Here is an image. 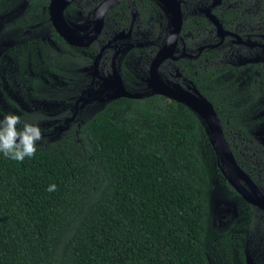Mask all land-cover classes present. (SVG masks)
Instances as JSON below:
<instances>
[{"label": "trees", "instance_id": "trees-1", "mask_svg": "<svg viewBox=\"0 0 264 264\" xmlns=\"http://www.w3.org/2000/svg\"><path fill=\"white\" fill-rule=\"evenodd\" d=\"M34 12L43 17L41 8ZM236 12L212 11L225 29ZM198 21L200 29L211 26ZM188 28L183 23L180 30ZM183 67L211 103L230 151L253 146L248 118L258 99L264 107V67L245 66L249 79L241 89L243 67L222 64L195 74ZM24 115L30 123L46 118ZM216 164L203 125L184 104L160 94L110 99L38 144L31 159L0 153V264H209L213 172L221 179ZM52 183L57 190L48 192Z\"/></svg>", "mask_w": 264, "mask_h": 264}, {"label": "flooded vegetation", "instance_id": "flooded-vegetation-1", "mask_svg": "<svg viewBox=\"0 0 264 264\" xmlns=\"http://www.w3.org/2000/svg\"><path fill=\"white\" fill-rule=\"evenodd\" d=\"M51 1L42 0L37 6L29 3V0H0V31L2 34L14 33L13 38L4 39L2 36L0 39V68H3L5 61H11V59L18 62L17 65L21 70L26 69L32 62L33 66L44 67L52 77L59 78L58 81L61 82V87L58 86L57 94L50 98L37 97L34 96L33 92L39 86H42V80L38 76H29L25 71V77L31 87V97H34L33 105L42 110L44 109L46 112L63 106V100L75 97L74 103L69 108L64 107L56 115L63 118L62 121L64 122L63 127L58 128L61 132L55 137L58 138L70 127L73 121L78 120L79 113L87 110L91 115L106 101L110 100L109 96L117 92L120 86L128 92L137 93L146 92L149 89L147 81L149 79V66L157 51L166 41L172 19L170 9L174 11V8H164L161 0H117L105 7L102 6L103 0H68L65 3L66 5L64 4L61 8V20L64 27H67V34L70 36L66 40L59 35L52 24ZM210 1L201 0L202 4L203 2L206 4L200 8H192L191 5V8L187 11L184 8H179L181 25L184 23L189 26L188 30L185 32L180 30L179 34L182 36L189 35L190 40L186 41V38L178 36L171 53L160 59L156 65L157 77L163 84L171 87L178 85L183 88L189 86L197 90L185 72L183 65H188L189 72L192 74H195L197 69L205 68L207 70L222 64L243 67L241 72L245 71L246 73L248 67L245 66L248 64H257L260 68L264 67V0H257L255 8H248L256 15L255 21L258 20L262 23V27L260 25L253 33L234 32L232 28L236 25L238 13L236 12L234 22L230 24L229 29H225L221 21L216 18L225 30L233 32V35L227 33L222 36L216 34L214 26L205 16L203 7L208 5ZM231 1L222 2L220 0L210 8V12L212 13L214 9L223 11L227 7L237 11L236 8L230 5ZM6 2H8L7 5ZM157 3L162 5L163 8H160ZM118 4L119 6L116 7ZM58 7V4H55V8H52V10H58ZM103 7L104 9L101 10ZM35 8H41L43 17L37 19L34 12ZM162 9L167 11V18H164ZM182 10H184V13H182ZM26 13L28 14L27 17H25ZM200 17L207 20L211 26H205L206 36H203L202 43L197 45L194 37L200 36L197 31V29L200 30L197 26ZM244 18L246 19V17ZM73 24H76L74 28ZM41 25H46V27H39L43 33L38 38L35 29ZM70 25L71 27H69ZM78 26H80V29H78ZM212 32H215L214 38ZM188 42L191 43L187 44ZM224 42H227L225 44L230 43V45L232 43L237 44L241 54H244V58L239 61L238 59L234 60L232 63L222 61L221 64H212L219 56L218 47H221ZM215 49L218 50V53L212 57V52ZM203 51L206 54L199 61V56ZM197 62L199 65H197ZM262 73H264V68ZM0 77L4 78L2 75ZM33 79H37L40 84L33 83ZM3 87L7 95L13 99V101L7 99L8 103L20 105L19 91L12 94L9 87L6 88L4 85ZM50 89L54 91V88ZM50 89L49 91H51ZM257 102V108H264L260 107L262 105L259 99ZM24 114L35 117L42 115L46 117L45 119H48L46 114H40L31 109L28 112H20L21 116L26 117ZM80 121L78 120V122ZM253 140L255 144L252 147L255 148L258 143L254 138ZM249 145L251 146V144ZM258 149H261L260 145ZM231 153L243 174L242 178L237 177L242 188L248 192L256 189L264 197V191L260 189V184H264V180H262L264 179V164L261 166L263 171H257L250 164L244 165L246 164L243 158L245 155H242L241 150L238 149L237 153H234L235 155L233 152ZM258 155L259 157L255 158V162L264 163V150H261V152L259 150ZM217 169L219 170L218 165ZM220 175L221 181H226L227 185L223 181L222 184L229 198L241 200L244 205H249L246 206L247 209L253 207L261 212H253V216L256 218L254 221V249L257 251V255L253 259L243 252V259L245 264H247L246 258L252 264H264V207L247 203L222 176L221 172ZM231 188L236 194L231 193ZM246 244H248V241L244 243V246Z\"/></svg>", "mask_w": 264, "mask_h": 264}, {"label": "rangeland", "instance_id": "rangeland-1", "mask_svg": "<svg viewBox=\"0 0 264 264\" xmlns=\"http://www.w3.org/2000/svg\"><path fill=\"white\" fill-rule=\"evenodd\" d=\"M181 5L180 8H184L185 11L189 8H200L202 5L206 4L201 2V0H180ZM257 3V0H232L230 5L233 8H236L237 10V16H236V25L234 26L233 31L234 32H246V33H253L254 30H256L260 25L262 27V23L255 21V14L249 10L248 8H255V4ZM160 8H163L162 5L157 3ZM183 4V5H182ZM182 6V7H181ZM196 6V7H195ZM165 8V7H164ZM164 11V18H167L168 14L167 11L162 9ZM182 13H184V10H182ZM244 17H246L247 21ZM249 18V19H248ZM76 26V24H73V28ZM39 27H46L44 26H38L35 31L37 32L38 38L40 35H42L43 32H41ZM71 27V25L69 26ZM264 27V26H263ZM78 29H80V26H78ZM197 29L199 33V37H194V40L196 39V44L202 43L203 36H206L207 30ZM27 35V34H26ZM213 38L215 36V32H212ZM10 39L14 37V33L8 32L5 34H2L0 31V39ZM181 38H186V41L190 40L189 35H180ZM16 37V33H15ZM16 40V38H15ZM193 40V42H194ZM14 42V41H13ZM191 42H188L189 44ZM227 42H224L221 47H218L219 50V56L212 64H221V62H229L232 63V61L240 59H243L244 54H241L239 51V46L237 44L230 45L225 44ZM188 47V45H187ZM188 50V49H187ZM18 62H15L14 59H11V61H5L3 64V68H0V75H2L4 78L0 77V118H2L3 114L8 112H16L20 114V112H28V110H34L37 113H44L46 114L48 119H45L41 122H38L37 124L39 127L43 130L45 140L40 142H48L50 140L56 139L55 137L58 136V133H61L58 128L60 129L63 127L64 122L62 121L63 118H60L56 116L61 110L64 109V107L71 106L74 103V98L72 97L68 100H63V106L56 107L55 109L51 110L50 112H46L44 109L37 108L35 105H33V98L30 94L31 87L29 86V81L26 79V74L29 76H38L42 80V86H39V88L33 92V93H43L48 98L53 96L54 94H57L56 90L58 89V86L61 87V82L58 81L59 78L52 77L44 67H40L38 65L33 66L32 62L29 64L26 69L21 70L18 65ZM34 67V68H33ZM3 69V70H2ZM33 74V75H30ZM248 74L243 71L241 72L236 80H237V87L239 89L243 88L245 84L248 82ZM58 84V85H57ZM4 86L9 87L12 94H15L16 91H19V99H21L20 105H11L8 103V100H12L9 95L5 92V89H3ZM50 88H54V91H52ZM49 89L51 91H49ZM60 92V91H58ZM64 94V93H63ZM76 96V93H75ZM18 97V96H17ZM5 101V102H3ZM36 107V108H35ZM51 113V114H49ZM54 114V115H52ZM81 114V115H80ZM90 112L87 110H84L83 112L79 113V116H77L78 120H81L87 116H89ZM55 118H58L57 120H54ZM76 120L73 121L70 125L73 123L78 122ZM249 121H252L253 128L250 131L251 135L255 139V141L258 143V146L260 145L261 149H258V146L252 147L249 144L244 145L241 147V151L243 152L242 155H245L244 161H246V164L244 165H252L254 166V169L261 170V166L264 163L255 162V158H258L259 150H264V108H254L252 109L249 117ZM38 143V144H40ZM252 147V148H251ZM249 153L247 154V152ZM249 155V157H248ZM263 160V157H262ZM243 161V159H242ZM213 176L211 177L212 187L210 190L209 195V231L210 236L212 238V242L209 244L208 249V263L209 264H245V261L243 259V252L245 255H247L249 258H253L257 255V251L254 249V221L255 217L253 214L256 212H260V210H257L256 208L251 207L250 209H247L244 206L243 201L241 200H235L232 198H229L225 193V187H223L221 179L218 177V175L213 172ZM262 179V178H261ZM264 180V179H262ZM260 189L264 191V184H260ZM254 212V213H253ZM261 213V212H260ZM253 229V230H252ZM246 240V241H245ZM248 241V244L244 246V243Z\"/></svg>", "mask_w": 264, "mask_h": 264}, {"label": "water", "instance_id": "water-1", "mask_svg": "<svg viewBox=\"0 0 264 264\" xmlns=\"http://www.w3.org/2000/svg\"><path fill=\"white\" fill-rule=\"evenodd\" d=\"M67 1L68 0H61V1L59 0L58 10H52V8H55L56 0H52L50 2V14H51L52 24L55 30L59 33V35L66 40H68V37L70 36L67 34L68 31L64 27L61 20V8ZM113 1H117V0H103L102 6L104 5L105 7L106 5L112 3ZM161 1L164 4L165 8H174V11L170 9V13H171L170 15L172 19L166 41L164 45L157 51L156 55L151 60L149 66V79H147L149 89L146 92L137 93V92H128L122 89V86H120L117 92L109 96V99H113L120 96L131 97V98H142L152 94H161L166 96L168 99L176 100L187 106L192 112H194V114L198 117L201 124L203 125L204 130L209 137V142L214 150L217 165L222 176L242 196V198L247 203L251 205H260L261 207H264L263 204L264 197L261 196L256 189L255 191L253 189L251 192H248L245 191L240 185L237 177H241V178L243 177L242 171L237 165L228 147V144L224 138V134L220 122L216 116V113L211 103L204 96H202V94H200L194 87L188 86L186 88H183L178 85L174 87L168 85L163 86L162 81L157 77L156 65L158 64L160 59L167 56V54L171 53L178 38L180 25H181V16L179 12L180 0H161ZM219 1L220 0H211L208 5L203 7L205 16L208 19V21L211 22L212 25L214 26L216 30V34L220 36L227 33L233 35V32L225 30L220 25L216 17L210 12V8L216 5ZM104 7L101 8V10H103ZM173 35L175 37L174 41L172 43H168L167 42L168 38ZM199 107H201L202 110L198 109ZM246 263L252 264L249 262L247 258H246Z\"/></svg>", "mask_w": 264, "mask_h": 264}, {"label": "clouds", "instance_id": "clouds-1", "mask_svg": "<svg viewBox=\"0 0 264 264\" xmlns=\"http://www.w3.org/2000/svg\"><path fill=\"white\" fill-rule=\"evenodd\" d=\"M175 37L170 36L168 43H172ZM45 140L43 130L37 123L22 120L20 114L8 112L0 118V153L6 158L24 162L36 155L38 143ZM57 185L48 186V192H55Z\"/></svg>", "mask_w": 264, "mask_h": 264}, {"label": "bare ground", "instance_id": "bare-ground-1", "mask_svg": "<svg viewBox=\"0 0 264 264\" xmlns=\"http://www.w3.org/2000/svg\"><path fill=\"white\" fill-rule=\"evenodd\" d=\"M56 4H59V0L58 1H56ZM66 5V4H65ZM67 28V27H66ZM163 84V83H162ZM163 86H165V84H163ZM198 109H200V110H202V108L201 107H199Z\"/></svg>", "mask_w": 264, "mask_h": 264}]
</instances>
